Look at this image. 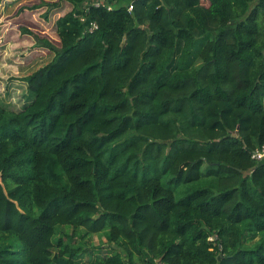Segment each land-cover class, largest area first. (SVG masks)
I'll use <instances>...</instances> for the list:
<instances>
[{
  "label": "trees",
  "instance_id": "trees-1",
  "mask_svg": "<svg viewBox=\"0 0 264 264\" xmlns=\"http://www.w3.org/2000/svg\"><path fill=\"white\" fill-rule=\"evenodd\" d=\"M63 1L0 101V264H264V0Z\"/></svg>",
  "mask_w": 264,
  "mask_h": 264
},
{
  "label": "rangeland",
  "instance_id": "rangeland-1",
  "mask_svg": "<svg viewBox=\"0 0 264 264\" xmlns=\"http://www.w3.org/2000/svg\"><path fill=\"white\" fill-rule=\"evenodd\" d=\"M102 1L86 0L84 7ZM200 2L208 5V0ZM71 9L63 0H0V101L8 108L17 110L31 98L23 77L48 55L35 37L58 47L55 23ZM93 241L98 244L104 239L94 237Z\"/></svg>",
  "mask_w": 264,
  "mask_h": 264
},
{
  "label": "built area",
  "instance_id": "built-area-1",
  "mask_svg": "<svg viewBox=\"0 0 264 264\" xmlns=\"http://www.w3.org/2000/svg\"><path fill=\"white\" fill-rule=\"evenodd\" d=\"M132 7L129 6V10H131ZM94 28L96 27L95 25H92ZM264 157V151L262 152H255V155L253 156L254 159H257V160H261L262 158ZM153 264H163L162 262L160 261H154Z\"/></svg>",
  "mask_w": 264,
  "mask_h": 264
}]
</instances>
